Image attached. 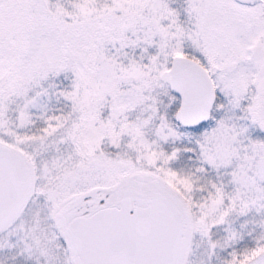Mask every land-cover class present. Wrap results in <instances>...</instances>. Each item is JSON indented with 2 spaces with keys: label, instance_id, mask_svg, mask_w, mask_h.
<instances>
[{
  "label": "rangeland",
  "instance_id": "rangeland-1",
  "mask_svg": "<svg viewBox=\"0 0 264 264\" xmlns=\"http://www.w3.org/2000/svg\"><path fill=\"white\" fill-rule=\"evenodd\" d=\"M0 12L6 14L4 23L25 20L22 32L13 26L14 44L7 55L19 56L16 38L25 33L31 38L27 39L28 55L41 44L42 61L34 67L42 68L51 78L47 80L55 76L59 63L71 70L66 81L79 71L80 64L65 59L59 50L56 31L63 26L82 34L77 50L87 42L88 32L92 43L102 35L94 55L89 53L94 56L92 79L98 94L113 87L118 78L160 76L173 55L187 54L207 65L218 103L224 102V110L214 107L207 122L186 128L173 118L178 97L158 87L165 93L158 126L149 132L151 124L140 120L139 127L148 126L143 128V139L134 142L129 154L112 161L110 140L102 141V128L90 120L88 110L81 104L68 105L72 92L56 88L39 97L29 96L17 131L11 135L0 129L1 139L25 153H36L30 156L35 175L31 201L35 203L26 215L41 211L42 216L33 218V225L26 216L29 235L19 221L1 232L12 235L16 246H25L30 239L29 260L19 264H41L39 252L46 256V264L68 263L73 255L54 213L67 205V195L75 189L87 190L90 184L81 182L94 180L95 169L102 173L111 169V175L118 172L117 180L124 174L151 175L175 195L195 230V244L181 264H264V0H0ZM31 17L34 22L29 26ZM60 55L64 61L56 60ZM241 99H245L243 106L236 113L232 105ZM171 104L169 115L165 110ZM55 107L63 112L59 120L64 126L58 129L48 113ZM78 120L86 125L82 136L67 141ZM77 147L79 151L83 147L84 158L89 154L88 160H81L86 165L80 163ZM74 162L79 163L77 167ZM106 187L109 193H118ZM97 194L99 202L107 196L106 191ZM42 200L48 202L39 209ZM87 200L92 203L91 198Z\"/></svg>",
  "mask_w": 264,
  "mask_h": 264
},
{
  "label": "water",
  "instance_id": "water-1",
  "mask_svg": "<svg viewBox=\"0 0 264 264\" xmlns=\"http://www.w3.org/2000/svg\"><path fill=\"white\" fill-rule=\"evenodd\" d=\"M161 76L180 99L174 112L177 122L195 126L209 120L215 87L198 60L175 54ZM32 186L33 170L26 157L0 141V230L17 216ZM144 196L142 188L127 186L119 206H101L70 219L66 230L80 264H179L183 214L161 192ZM133 200L148 204L133 206Z\"/></svg>",
  "mask_w": 264,
  "mask_h": 264
},
{
  "label": "trees",
  "instance_id": "trees-1",
  "mask_svg": "<svg viewBox=\"0 0 264 264\" xmlns=\"http://www.w3.org/2000/svg\"><path fill=\"white\" fill-rule=\"evenodd\" d=\"M3 12L6 13V11ZM4 15L0 12V129L3 128L9 134H11L13 130L14 132L17 131L24 103L29 99V96L39 97L41 93H46L48 91L53 92L56 88L58 90L67 91V93L72 92L74 98L67 102L68 105H74L76 103L81 104V106L83 105L84 107L82 106L81 108L87 109L88 113L91 114L90 120L95 121L96 124L102 128V141H104V139L110 140L107 145L109 146V152L113 154L111 157L112 161H114L117 155L129 154L134 149V142L143 139L146 131L152 132L154 128L158 126L161 116L163 115L161 113L164 111L163 105L165 98L163 95L165 93L172 94L168 83L164 81L161 76L146 75L135 79L118 78L113 87L98 94L94 90L95 86L92 79L95 70L93 56H89V53L91 52L94 55L97 43L103 39L102 35H100L99 38H95L94 43H92V33L88 32L85 35L87 42L83 39V43L85 44L79 46V50H77L75 45L81 44L80 39L82 34L74 28L62 26L56 31V40L60 42L59 45L61 46L59 50L64 54L65 59H75L74 62L80 64L79 71L77 72L78 74L74 73V75H72V79L66 81L65 76H69L71 70L59 63L54 67L53 75L55 76L52 77V80H47L48 78L51 79L47 73H43L44 71L42 68L34 67L42 61L38 56L41 44L39 46H34L33 49H35L36 52H32L28 55V48L31 46L27 44V39L29 40L30 37L25 33L24 35L19 34L16 38L17 43L20 45L19 56L14 58L13 55H7L9 48L14 44L13 36H15V29H13V26L16 25V29L22 32L23 27L21 24H23L25 20L19 18L17 23H14L16 21H13V23H9V21L4 23L2 21ZM33 22V18L31 17L30 20H28L29 26L33 24ZM28 34L33 36L31 32ZM25 43L27 45H25ZM65 59L60 55L56 60L64 61ZM31 67L34 68L32 69ZM57 77H59V79H55ZM160 86L165 87L161 88L165 93L160 92V88L158 90ZM86 92L88 94H85ZM244 100L241 99L237 101L236 104L232 105V108H237L234 112L238 113V111L241 110ZM172 102L176 104L175 98ZM220 104L216 96L214 107H222L224 110V102ZM172 106L171 104L169 109L165 110V113H169L170 115ZM82 112L85 113L84 110H82ZM234 112L230 113L232 117L236 115ZM48 113L56 120V123L58 122L54 129L64 126L59 120L62 118L60 117V114L63 113L62 111L55 107L54 110H50ZM140 120L149 122L151 124V129L144 131L143 128L148 126L139 127L138 122ZM36 121L38 122V120ZM76 122L77 123H74V127L70 129L69 135L65 137L67 141L69 140L71 142L74 139L79 140L80 137L78 136H82L85 130L86 125L82 124V121L78 120ZM78 130L81 134H77ZM4 141L11 143L8 140ZM29 146L33 147V144L29 143ZM77 150L81 155L80 163L86 165V161L81 160H88L89 154L84 158L82 153L83 147L80 151L77 147ZM122 157L126 158L125 156ZM109 163L113 164V162ZM72 165L77 166L78 164L74 162ZM95 170L94 185L97 186L108 183L112 190L136 182V180H139L136 179L138 176L147 175H141V173L124 174L117 180L116 176L118 172L111 175V169L103 173L101 171L98 172L97 169ZM78 189L80 188H77L74 194L71 193L67 195L70 197L68 200L69 202H78V197L81 195ZM258 234V231H256L254 236H258Z\"/></svg>",
  "mask_w": 264,
  "mask_h": 264
},
{
  "label": "flooded vegetation",
  "instance_id": "flooded-vegetation-1",
  "mask_svg": "<svg viewBox=\"0 0 264 264\" xmlns=\"http://www.w3.org/2000/svg\"><path fill=\"white\" fill-rule=\"evenodd\" d=\"M263 54V53H261ZM208 69V68H207ZM208 72L210 73L209 69ZM28 162L32 165L33 168V173H34V164L33 161L31 159L28 158ZM78 166V165H77ZM76 166V167H77ZM78 173L77 171H75V174ZM72 177V175H71ZM94 177V176H93ZM136 179V182L134 183H129L127 185H132L134 187H139L142 188L145 191V196L143 197V199H149L152 196H154L155 192H162L163 194H165L166 196H168L173 202L176 203V206L178 207V209L182 212L183 216H184V233L182 235V239H181V245H180V254L182 258V261L185 259L186 257V252L189 251L190 248H192L195 244L194 241H192L193 237H194V233L195 230L192 229L191 227V223L190 220L188 219V215L187 212L185 211L184 207L182 204H180V201L175 197V195L169 191V189H167L166 187L160 185V183L153 177L149 176V175H145V176H138ZM81 181V180H80ZM82 184H90L87 185V195L83 196L84 191L80 192V197H78V202L76 203H72L67 201V205L65 207H63L62 209H60L59 211H55L54 214H56L57 216V223H59L60 225V235L61 237H67L68 239V246L67 248H69V252H71V254L73 256H70L71 259H69L67 264H80L79 260L77 258L76 252L74 251L73 245L70 241V238L68 236V232L66 230L67 228V224L70 221V219L77 213H82V210H79L80 207H84L86 209V211L90 212L94 209H96L97 207L106 205V204H112V205H119V199L121 196V193L124 189L125 186L118 189H115L116 193L115 195H113V193H109L108 189L106 186H108V184L106 185H94V181L93 179H88L85 182H81ZM81 186V185H79ZM97 187V188H95ZM110 188V187H109ZM76 190V189H75ZM79 190V189H78ZM112 190V189H111ZM103 192L106 191L107 192V196L104 197L103 201H100V199H97V201H95V197L98 196V192ZM35 192V175H34V183H33V187H32V192L31 194L27 197L26 202L22 205V207L20 208V211L17 215V217L15 219L12 220V222H10V225H12L13 223H15L16 221L20 222V226L24 229V231L26 232V234H28V225H27V220H26V216L28 215L29 221H32V225H33V218H41V211H39L38 213H30L26 215V212L28 211V209L30 208L31 203H35L33 201H31L32 195ZM111 194V195H110ZM87 198H91L92 203H90ZM43 199V198H42ZM42 202H46L47 204V200H42L39 201L38 203H40L39 205V209L41 208V204ZM99 203V204H96ZM131 204L134 205H142L145 206L148 204L147 201L145 202H139L137 200H133L131 202ZM85 211V212H86ZM24 217V218H23ZM46 219H50L47 218ZM35 221V219H34ZM9 224L2 228L0 230V264H19L20 261H26L29 260L28 257H30V239L28 241V238L26 240L27 245L23 246L21 244H19V246H16L15 244V239L12 238V235L6 233L5 235L1 234V232L10 226ZM52 225V224H51ZM51 225H50V229H51ZM26 226V227H25ZM36 229H34L35 231ZM29 235V234H28ZM37 237L40 239L42 237V235H37ZM30 238V236H29ZM36 242V241H34ZM38 249L41 247V245H38ZM41 252H39V254L37 255L39 260L41 261V264H46L43 260L46 258V256L44 254H40ZM13 254V256H11ZM21 258H19L18 257ZM17 257V258H14Z\"/></svg>",
  "mask_w": 264,
  "mask_h": 264
}]
</instances>
